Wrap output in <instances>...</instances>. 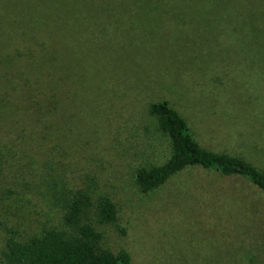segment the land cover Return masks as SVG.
I'll return each mask as SVG.
<instances>
[{
  "label": "rangeland",
  "instance_id": "374dc122",
  "mask_svg": "<svg viewBox=\"0 0 264 264\" xmlns=\"http://www.w3.org/2000/svg\"><path fill=\"white\" fill-rule=\"evenodd\" d=\"M90 3L0 0L1 264L9 237L61 225L42 195L49 158L71 184L100 181L118 212L115 225L92 221L100 247L131 264H264V220L252 217L264 197L243 177L188 166L149 192L134 180L170 155L148 113L162 100L201 147L264 171V47L248 48L264 31L226 22L246 2L186 0L185 19L138 25L133 11L81 14ZM36 79L53 85L43 93Z\"/></svg>",
  "mask_w": 264,
  "mask_h": 264
},
{
  "label": "trees",
  "instance_id": "16d2710c",
  "mask_svg": "<svg viewBox=\"0 0 264 264\" xmlns=\"http://www.w3.org/2000/svg\"><path fill=\"white\" fill-rule=\"evenodd\" d=\"M185 1L91 0V3L80 13L92 16L96 13L117 14L121 19L133 11L137 25L140 22L162 24L169 18L170 13L171 18L175 20H183L191 15L185 11L187 6L184 4ZM201 1L215 2V0ZM219 1L223 2L222 11H226L228 5L238 4L242 7V3L246 2L249 11L238 13L236 16L229 13L230 17L226 22L230 23L233 18L242 17L243 25L239 30L251 31L252 37L264 31V0ZM254 47H264V44L248 45V48ZM44 82L34 80V84L40 85L39 89L43 93L53 85L51 80ZM25 85L30 88L29 85ZM148 113L153 118L158 131L169 138L171 152L161 164L136 169L134 180L143 192H149L162 185L172 175L188 166H200L214 169L222 176L243 177L264 197L262 169L240 156L213 152L201 147L193 138L184 118L166 100L150 102ZM40 166L41 184L44 188L43 200L53 210L60 211L61 225L43 227L25 240L9 237L2 251L4 261L9 264H131L128 252L122 250L114 254L109 249L100 247L103 233L92 221L110 225H115L118 221L115 203L101 189L100 181L95 176L86 174L77 184H71L65 178L64 172H58L61 170L55 167L51 158L42 161ZM260 212L259 215L253 214L252 211V217L260 216L264 220V213L261 210Z\"/></svg>",
  "mask_w": 264,
  "mask_h": 264
}]
</instances>
